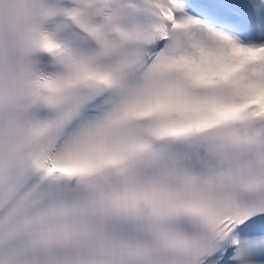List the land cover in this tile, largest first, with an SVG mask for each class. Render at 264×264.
Listing matches in <instances>:
<instances>
[{
  "label": "snow or ice",
  "instance_id": "6c2138e0",
  "mask_svg": "<svg viewBox=\"0 0 264 264\" xmlns=\"http://www.w3.org/2000/svg\"><path fill=\"white\" fill-rule=\"evenodd\" d=\"M0 264H264V0H0Z\"/></svg>",
  "mask_w": 264,
  "mask_h": 264
}]
</instances>
